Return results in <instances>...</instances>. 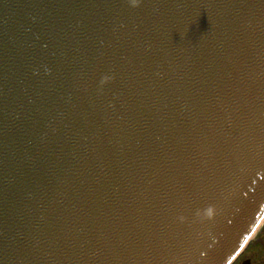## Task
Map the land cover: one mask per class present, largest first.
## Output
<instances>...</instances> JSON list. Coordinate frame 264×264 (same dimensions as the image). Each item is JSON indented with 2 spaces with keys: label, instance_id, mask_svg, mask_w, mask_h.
<instances>
[{
  "label": "water",
  "instance_id": "95a60500",
  "mask_svg": "<svg viewBox=\"0 0 264 264\" xmlns=\"http://www.w3.org/2000/svg\"><path fill=\"white\" fill-rule=\"evenodd\" d=\"M264 218V0H0V264H232Z\"/></svg>",
  "mask_w": 264,
  "mask_h": 264
},
{
  "label": "flooded vegetation",
  "instance_id": "af4514ba",
  "mask_svg": "<svg viewBox=\"0 0 264 264\" xmlns=\"http://www.w3.org/2000/svg\"><path fill=\"white\" fill-rule=\"evenodd\" d=\"M255 237L256 234L251 241L246 244L232 264H264V262L259 259L260 249L264 248V243L262 242L264 241V229L263 232H261V238H259V241L255 240Z\"/></svg>",
  "mask_w": 264,
  "mask_h": 264
},
{
  "label": "rangeland",
  "instance_id": "374dc122",
  "mask_svg": "<svg viewBox=\"0 0 264 264\" xmlns=\"http://www.w3.org/2000/svg\"><path fill=\"white\" fill-rule=\"evenodd\" d=\"M261 222V221H260ZM259 222V223H260ZM260 227L258 228V231L255 233L256 234V239L257 241H259V238H261V232H263L264 229V220L262 221V223H260ZM258 226V225H257ZM258 233V234H257ZM255 236V235H254ZM264 243V241H262ZM261 251L259 252V259L262 260L264 262V248L260 249Z\"/></svg>",
  "mask_w": 264,
  "mask_h": 264
},
{
  "label": "bare ground",
  "instance_id": "6f19581e",
  "mask_svg": "<svg viewBox=\"0 0 264 264\" xmlns=\"http://www.w3.org/2000/svg\"><path fill=\"white\" fill-rule=\"evenodd\" d=\"M264 220V218L261 220L260 223H262V221ZM258 224V226L255 228V230L253 231V233L250 235L249 239L247 240V243H249L251 241V239L254 237L255 233L258 231V228L260 227L261 224ZM246 243V244H247Z\"/></svg>",
  "mask_w": 264,
  "mask_h": 264
},
{
  "label": "clouds",
  "instance_id": "9594fccd",
  "mask_svg": "<svg viewBox=\"0 0 264 264\" xmlns=\"http://www.w3.org/2000/svg\"><path fill=\"white\" fill-rule=\"evenodd\" d=\"M139 0H131L132 6H136L138 4Z\"/></svg>",
  "mask_w": 264,
  "mask_h": 264
}]
</instances>
